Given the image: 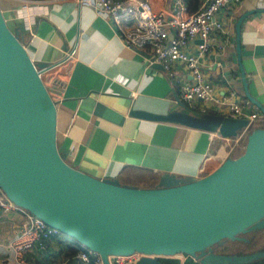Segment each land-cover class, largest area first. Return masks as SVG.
Masks as SVG:
<instances>
[{"label":"crops","instance_id":"1","mask_svg":"<svg viewBox=\"0 0 264 264\" xmlns=\"http://www.w3.org/2000/svg\"><path fill=\"white\" fill-rule=\"evenodd\" d=\"M161 1L165 5L170 0ZM184 1L194 10L200 0L191 5ZM0 11L7 26L18 32L34 66L41 69L40 78L55 101L58 153L87 173L148 187L163 172L202 176L242 149L237 145L228 151V141L209 138L210 131L138 112L159 115L186 108L226 115L225 104L237 101L245 114L257 111L251 128L264 126V114L244 94L246 89L264 108V0H236L220 10L228 34H211L209 50L200 60L202 74L212 81L214 99L192 105L180 96L179 83L189 78L182 63H172L173 74L168 77L145 47L124 46L111 20L97 16L90 6L72 0L48 2L45 12L32 16L29 27H24L15 1L0 0ZM245 11L238 33L243 86L234 23ZM195 44L196 40L190 42L189 49ZM21 219L16 210H0V264H16L5 244ZM251 232L256 229L244 234L247 239ZM80 246L61 233L23 255L28 264H89L76 256ZM165 259L175 264L174 255L161 261ZM193 261L197 262L186 258V264Z\"/></svg>","mask_w":264,"mask_h":264},{"label":"water","instance_id":"2","mask_svg":"<svg viewBox=\"0 0 264 264\" xmlns=\"http://www.w3.org/2000/svg\"><path fill=\"white\" fill-rule=\"evenodd\" d=\"M234 23L239 63V25ZM245 96L264 114V108ZM173 110L138 112L173 120L222 136H233L246 119L216 113ZM0 190L24 208L96 252L108 256L138 251L132 264H169L157 256L183 253L199 264H245L264 257V247L246 252L216 249L226 241H247L264 227V126L249 129L241 151L202 176L163 172L140 187L115 177L95 176L67 163L55 143V101L25 48L0 11Z\"/></svg>","mask_w":264,"mask_h":264},{"label":"built area","instance_id":"3","mask_svg":"<svg viewBox=\"0 0 264 264\" xmlns=\"http://www.w3.org/2000/svg\"><path fill=\"white\" fill-rule=\"evenodd\" d=\"M17 3L19 15L24 27H29L35 13L45 12L46 3L58 0H12ZM77 5H87L97 16L108 18L114 24L121 43L126 47H145L150 56L160 62L168 77L172 76V63L180 62L189 74L188 79L180 81V96L189 105L196 100L211 101L213 97L212 81L202 74L200 60L209 50L211 34L219 31L228 34L218 13L228 3L236 0H200L197 7L190 11L184 0H170L163 4L161 0H72ZM18 41H23L14 31ZM196 40L193 49L189 44ZM264 44V40H263ZM71 52V51H70ZM44 68V67H43ZM40 76L41 69L36 68ZM231 94V93H229ZM134 92L130 93L133 96ZM227 116L243 117L246 123L233 136H222L217 131H210L209 138L222 137L229 143L228 151L237 145H243L251 129V122L258 118L257 111L244 113L237 101L225 104ZM121 143L120 139L116 140ZM0 210H16L22 219L15 235L10 238L5 248L16 264H28L23 253L33 246H41L45 239L61 234L56 228L10 201L0 190ZM144 254L133 251L128 254L109 255V264H132ZM175 264H186L188 255L173 254ZM76 256L82 261L92 258L93 264H101L99 255L87 248L77 251ZM172 256V255H170ZM170 256H157L158 259ZM63 264V263H60Z\"/></svg>","mask_w":264,"mask_h":264},{"label":"rangeland","instance_id":"4","mask_svg":"<svg viewBox=\"0 0 264 264\" xmlns=\"http://www.w3.org/2000/svg\"><path fill=\"white\" fill-rule=\"evenodd\" d=\"M249 235L250 238L247 239L246 243H240V241H227L224 242L225 245L222 247H216V249L228 252H246L264 247V227L256 229V232H251Z\"/></svg>","mask_w":264,"mask_h":264},{"label":"trees","instance_id":"5","mask_svg":"<svg viewBox=\"0 0 264 264\" xmlns=\"http://www.w3.org/2000/svg\"><path fill=\"white\" fill-rule=\"evenodd\" d=\"M195 1V0H194ZM187 2L189 3V5H191V3H193V0H187ZM189 10H192L191 9V7H190V9ZM63 235H65V234H63ZM81 250L83 249V247H79ZM163 261V260H162ZM263 261H264V258L262 257V258H259V259H257V260H254V261H252V262H249V263H247V264H262L263 263ZM165 262H169V263H171V264H174V262H172V261H170V260H166L165 259ZM89 264H93V262H92V258L90 257V259H89ZM187 264H199L198 262H195V261H193V262H190V263H187Z\"/></svg>","mask_w":264,"mask_h":264},{"label":"flooded vegetation","instance_id":"6","mask_svg":"<svg viewBox=\"0 0 264 264\" xmlns=\"http://www.w3.org/2000/svg\"><path fill=\"white\" fill-rule=\"evenodd\" d=\"M222 251H224V250H222Z\"/></svg>","mask_w":264,"mask_h":264}]
</instances>
